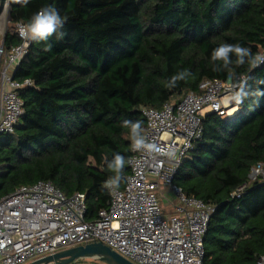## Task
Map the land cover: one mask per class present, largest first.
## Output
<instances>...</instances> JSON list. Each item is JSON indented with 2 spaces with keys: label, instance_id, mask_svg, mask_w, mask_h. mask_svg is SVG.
Instances as JSON below:
<instances>
[{
  "label": "trees",
  "instance_id": "obj_1",
  "mask_svg": "<svg viewBox=\"0 0 264 264\" xmlns=\"http://www.w3.org/2000/svg\"><path fill=\"white\" fill-rule=\"evenodd\" d=\"M49 5L65 22L47 41L32 40L15 72V81L32 85L19 91L24 112L14 132L0 136V200L20 187L51 182L68 197L85 194V220L94 222L109 208L112 192L102 183L116 175L108 170L116 154L126 160L116 190L125 188L131 125L140 121V135L146 131L142 108L179 102L205 80L244 77L246 91H264L257 83L264 65L251 66L250 56L244 65L235 64V54L227 66L211 60L223 43L249 48L253 56L264 50V0H29L27 6L0 0V17L6 12L13 26L26 24ZM4 38L7 50L21 44L14 28ZM184 70L186 79L166 86ZM201 126L173 183L215 209L204 264H258L264 181L251 183L249 175L264 164V96H249L234 117L207 113ZM85 260L98 261L71 264Z\"/></svg>",
  "mask_w": 264,
  "mask_h": 264
},
{
  "label": "built area",
  "instance_id": "obj_2",
  "mask_svg": "<svg viewBox=\"0 0 264 264\" xmlns=\"http://www.w3.org/2000/svg\"><path fill=\"white\" fill-rule=\"evenodd\" d=\"M22 24L14 26L19 39ZM31 41L21 39V44L10 50L3 41L0 43V136L13 133L24 112L19 91L32 82L15 81L14 75ZM262 65L264 61L255 68ZM242 80L246 79L237 83L231 78L205 80L198 92L188 93L179 102H168L159 110L142 108L145 141L173 147L176 158L132 149L125 188L111 191L109 208L94 222L85 220V194L68 197L51 182L23 186L2 198L0 264H29L60 250L92 243H102L134 264H204V236L215 209L186 196L173 180L202 134L201 122L207 114L203 111L208 109V113L225 118L239 113L241 104L227 102ZM260 179L264 181L262 163L256 164L249 175L251 183ZM246 187L241 186L235 195L240 197ZM156 191L175 194L176 202H170L172 213L164 212ZM258 264H264V255Z\"/></svg>",
  "mask_w": 264,
  "mask_h": 264
},
{
  "label": "clouds",
  "instance_id": "obj_3",
  "mask_svg": "<svg viewBox=\"0 0 264 264\" xmlns=\"http://www.w3.org/2000/svg\"><path fill=\"white\" fill-rule=\"evenodd\" d=\"M14 3L20 4L21 6H27L29 0H13ZM65 22V18L62 17L55 6L49 5L41 8L36 12L26 24L19 26L18 32L22 40H33L37 43L41 41H47L48 37L57 32L58 28H62ZM63 36V33L61 34ZM51 45H46V50H50ZM230 54H235L237 60L235 61L236 65H244V57L250 56L251 59L248 63L255 67L261 61H264V55L257 54L253 56L249 48L242 47L239 44H227L223 43L219 47L213 50L211 54V60L217 61L221 60L224 62V65L227 66L231 61L229 59ZM213 71L217 69L213 68ZM189 75L187 70L174 75L171 77L170 81L167 83V87H174L176 82L179 80H184ZM246 80L239 82L237 90L229 97L228 104L234 103L236 106H239L247 99L249 96H264V91L259 89L254 92H249L245 90ZM259 84H264V79L257 81ZM219 107V106H217ZM123 126L128 127L129 122L127 120L123 121ZM141 122L136 121L131 125V140H132V149L134 151H140L145 149L149 154L164 156L169 159L176 158V150L171 147H161L156 143H149L145 141V138L140 135ZM126 160L120 154H116L114 160L108 164V170L115 172L114 177H109L106 181L102 183V187L109 189L110 191H115L119 188L122 180V172L125 166Z\"/></svg>",
  "mask_w": 264,
  "mask_h": 264
},
{
  "label": "water",
  "instance_id": "obj_4",
  "mask_svg": "<svg viewBox=\"0 0 264 264\" xmlns=\"http://www.w3.org/2000/svg\"><path fill=\"white\" fill-rule=\"evenodd\" d=\"M81 259H95L105 264H134L102 243L80 245L60 250L32 264H71Z\"/></svg>",
  "mask_w": 264,
  "mask_h": 264
},
{
  "label": "rangeland",
  "instance_id": "obj_5",
  "mask_svg": "<svg viewBox=\"0 0 264 264\" xmlns=\"http://www.w3.org/2000/svg\"><path fill=\"white\" fill-rule=\"evenodd\" d=\"M4 15H6V17H4V18L2 19V21H3V22H2V25L4 26V25L8 24V26H9V30H12V29L14 28V26L10 23V21H9V19H8V16H7V13H6V12H5V14H3L2 16H4ZM2 16H1L0 18H2ZM208 112H209L208 109H205V110L203 111L204 114H206V113H208ZM187 157H188V155H186V156L184 157V160H185ZM156 196H157L158 200L160 201L159 203L162 204V206L164 207V212H165L166 214H170V213H172V212H173V209H172V207H171V205H170V202H171V203L176 202L177 197L175 196V194H174V193H171V192H168V191H164V192H163V195H162L160 191H156ZM96 262H98V261H94V260H85V261L80 262V263H77V264H100V263H96ZM29 264H32V262H29ZM101 264H103V263H101Z\"/></svg>",
  "mask_w": 264,
  "mask_h": 264
},
{
  "label": "crops",
  "instance_id": "obj_6",
  "mask_svg": "<svg viewBox=\"0 0 264 264\" xmlns=\"http://www.w3.org/2000/svg\"><path fill=\"white\" fill-rule=\"evenodd\" d=\"M4 17H6V15H4V16H2V18H0V43H2V41H3V39H5L4 37H5V35L7 34V32H9L10 30H9V26H8V24H6V25H2V19L4 18Z\"/></svg>",
  "mask_w": 264,
  "mask_h": 264
},
{
  "label": "bare ground",
  "instance_id": "obj_7",
  "mask_svg": "<svg viewBox=\"0 0 264 264\" xmlns=\"http://www.w3.org/2000/svg\"><path fill=\"white\" fill-rule=\"evenodd\" d=\"M232 112H233V111H232ZM232 112H231V113H232Z\"/></svg>",
  "mask_w": 264,
  "mask_h": 264
}]
</instances>
